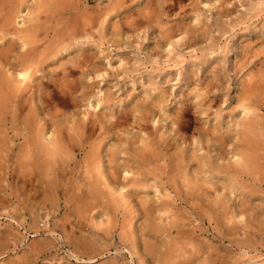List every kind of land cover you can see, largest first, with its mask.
Listing matches in <instances>:
<instances>
[{
  "label": "rangeland",
  "instance_id": "obj_1",
  "mask_svg": "<svg viewBox=\"0 0 264 264\" xmlns=\"http://www.w3.org/2000/svg\"><path fill=\"white\" fill-rule=\"evenodd\" d=\"M4 12L1 71L32 25L38 71L0 121V264H264V0ZM29 112L42 146L62 138L50 164L25 146Z\"/></svg>",
  "mask_w": 264,
  "mask_h": 264
},
{
  "label": "bare ground",
  "instance_id": "obj_2",
  "mask_svg": "<svg viewBox=\"0 0 264 264\" xmlns=\"http://www.w3.org/2000/svg\"><path fill=\"white\" fill-rule=\"evenodd\" d=\"M7 7H8V5L6 6V8ZM10 12L9 13L4 12L5 14L0 15V31L6 30V27L10 24L11 25L15 24L14 20L16 17L14 15L10 14ZM34 34H35V28L33 27V25H32V27H27L23 30H16V40L21 43V50L18 53V55H16V66L14 67L13 65H10L11 69H13L14 72H13V74L8 75L6 71H1L2 69H0V121H2L1 119H6L7 118L6 116H9L12 119H14V118L17 119L19 114H20V111H19L20 103H22L24 100L27 101V99H25V97L23 96V93H24V91L30 89V83L32 81V76L35 73H37V71H38L37 67L35 66L36 65L35 61H34V47L30 46L33 43V40L31 41L30 37L34 36ZM11 46L12 45L9 43L8 47L6 48V51ZM7 57H9V56L7 55ZM0 59L6 60V55L0 53ZM36 59L37 58H35V60ZM40 66H41V63H40ZM40 66L38 65L39 70H40ZM66 72L69 75L72 72V69L68 68V70L65 71V73ZM98 73H99V71L96 74H98ZM67 74H64V76L66 77ZM37 86L38 85H36V87ZM243 101L248 103V98L245 97V99ZM249 109H251V108L250 107L246 108L247 111H249ZM30 115H31V113L29 112L28 114H26L25 117H22V116L19 117L20 124H22V126H23L22 129L25 133H27V137L25 139V146L27 147V145H29L28 147H30L32 149V151H34V150L39 151L38 156L43 157L46 160V162H48L50 164V162H52V160L58 154H61L63 151L64 145H63L62 138H60L58 136V132H57L55 134L56 136L54 138V141H53L51 148H48L47 146L46 147L42 146L41 133L39 132V129L36 126V123L34 124L31 121V118L33 116L31 115V117H30ZM89 117L86 119L85 122L82 123V128L85 131H87V128H90L87 126L86 123L89 122L90 125L92 123L89 120ZM32 119H34V118H32ZM11 122H13V121H11ZM255 144H256V142H255ZM24 153H26V154H24L26 157L27 156L30 157L32 155V154L30 155V150H28V149H24ZM247 160H248V158H247ZM249 162H251L250 159H249ZM97 174L100 176V172H97ZM97 184H98V182H97ZM97 184L91 185V188L95 192L94 193L95 195H98L100 192V191H98L99 184L98 185ZM106 187L108 188V185H106ZM110 193L112 195H114L113 190L110 191Z\"/></svg>",
  "mask_w": 264,
  "mask_h": 264
}]
</instances>
